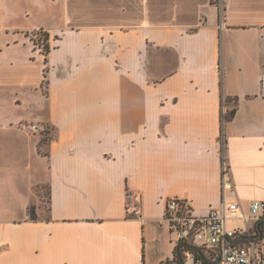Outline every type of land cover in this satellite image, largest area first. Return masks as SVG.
Here are the masks:
<instances>
[{
    "label": "crops",
    "instance_id": "0c3cea01",
    "mask_svg": "<svg viewBox=\"0 0 264 264\" xmlns=\"http://www.w3.org/2000/svg\"><path fill=\"white\" fill-rule=\"evenodd\" d=\"M0 7L25 22L0 24V100H42L38 123L52 134L41 144L21 118L0 129V264H163L175 247L166 199L197 214L264 200V0H222V11L214 0ZM36 29L49 35L46 62L26 35ZM223 98L235 108L222 124Z\"/></svg>",
    "mask_w": 264,
    "mask_h": 264
},
{
    "label": "built area",
    "instance_id": "2783aa9c",
    "mask_svg": "<svg viewBox=\"0 0 264 264\" xmlns=\"http://www.w3.org/2000/svg\"><path fill=\"white\" fill-rule=\"evenodd\" d=\"M214 1L222 11V0ZM48 42L49 39L41 45L44 47ZM221 110L224 117L228 112L225 98ZM31 129L37 131L39 127L33 125ZM221 145L223 147V140ZM221 153V182L225 188L229 186V165L224 152ZM135 200V203L128 200L127 209L137 215L139 213L137 196ZM263 209L264 200L252 201L247 213L240 211L237 201H223L220 207L211 208L204 214H197L187 200L173 196L165 201L164 219L168 222L174 244H182L186 247L181 264H209L197 256L196 252L215 249L217 260L214 264H264V255L260 251L257 237H251L249 242L244 244H237L235 241L238 236H250V229L227 225V220L231 218H241L244 221L257 219Z\"/></svg>",
    "mask_w": 264,
    "mask_h": 264
},
{
    "label": "rangeland",
    "instance_id": "374dc122",
    "mask_svg": "<svg viewBox=\"0 0 264 264\" xmlns=\"http://www.w3.org/2000/svg\"><path fill=\"white\" fill-rule=\"evenodd\" d=\"M1 1L2 0H0V6H2L4 4L5 5L16 4V2H18V0H4L1 3ZM1 12L2 11H1V7H0V24H1V22H6L4 24L8 25V26H12V25L15 26V25H22V24L24 25L25 24L24 18L22 17V13L18 8H15V9L12 8L11 9L10 15H9V18L7 21H6V18H7L6 15L2 16ZM40 21H41L40 15L35 16V19L33 22L37 23ZM27 24H29V23H27ZM43 31H45V30L36 29V30L26 32V35L30 39V43H31L32 48L34 50L39 51L41 54H43L45 56L44 53L46 52V47L45 46L43 47L41 45V44L45 43V40L42 36ZM5 39H6V37H5L4 33L0 32V44H2L5 41ZM48 39H49V36H48ZM37 43H39V45H38L39 47L37 46ZM47 44H48V47L50 50V47H51L50 41ZM42 86H43V88L46 86L45 79L43 80ZM44 90H45V88H44ZM0 101L2 102L0 104V113H2V117H0V129L2 128L3 124H7L10 120H13V119L17 120V119L21 118L22 124L25 123L30 128L33 125H36V124H30V122H34V123H37L39 125V130L41 132V135H40L41 144L46 143L48 141V139L52 136L51 133H49V134L45 133L44 134V132H42V130H41V128L42 129H46V128L51 129L49 127V125H47L46 123H42V124L38 123L40 120V117L42 115H44L43 112H44L45 104L42 100L40 101L41 102L40 106L37 108H35L36 107L35 106L33 109L31 107H28L26 105V103H24V102H21L20 105H18L17 107L13 106L11 104V101H9V97H7V95L4 96ZM2 133H5L4 130H2V131L0 130V140L6 141L9 137L5 136V134L3 135ZM41 151H42V149H41ZM42 200H43V206L46 207V203H45L46 198H43Z\"/></svg>",
    "mask_w": 264,
    "mask_h": 264
},
{
    "label": "trees",
    "instance_id": "16d2710c",
    "mask_svg": "<svg viewBox=\"0 0 264 264\" xmlns=\"http://www.w3.org/2000/svg\"><path fill=\"white\" fill-rule=\"evenodd\" d=\"M42 36H43L44 40H48L49 35L46 31H43ZM45 47H46V52L44 53L45 54L44 61L46 62V55L49 52L48 44L45 45ZM225 101L227 104H229V99L226 98ZM235 104H236V99H235ZM234 108L235 107L228 109V112L225 114L224 117H222L223 118L222 124H223L224 120H229L234 115ZM221 130H223V126H222ZM31 217H32V214H31ZM249 231H250V236H247V235L238 236L235 239L236 243L237 244L248 243L249 239L251 237H258L259 236V238H263L264 237V217L261 218L260 220L256 221L254 226ZM184 249H186V247H184L182 244L175 245L174 252H173V259L171 261H166L163 264H181ZM216 253H217L216 249L215 250H208V251L198 250L196 252V255L199 256L204 262L209 263V264H214L217 260Z\"/></svg>",
    "mask_w": 264,
    "mask_h": 264
}]
</instances>
